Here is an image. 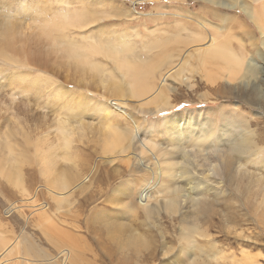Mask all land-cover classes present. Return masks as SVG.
Wrapping results in <instances>:
<instances>
[{"label":"rangeland","instance_id":"rangeland-1","mask_svg":"<svg viewBox=\"0 0 264 264\" xmlns=\"http://www.w3.org/2000/svg\"><path fill=\"white\" fill-rule=\"evenodd\" d=\"M21 1L0 0V20L4 18L2 15L6 13L5 11L11 15L8 20H14L15 17L12 16L16 15L17 23L20 24L19 29L28 35L20 44V47H25L23 49L26 50L35 44L39 22L54 20L60 14L66 13L65 15L70 16L82 13L89 15L92 18L90 20L95 22L83 29L70 28L66 30L67 33L64 30L63 34L76 40L77 44L83 47L88 46L91 37L110 42L123 39L132 48L128 57L134 54L139 63L149 59L151 61L154 57L159 58L172 51L177 63L179 55L187 50L192 51L194 45L202 43L195 40L197 43L191 42L192 36H199L205 40L214 38L217 44H227L231 49L241 51L256 65L255 69L244 68L237 76V80L228 83L226 75L219 69L221 66L217 63L207 62L200 64L203 65L200 67L190 58L184 73L189 78V82L182 83L177 80L178 83L174 79L171 80L176 88L174 92H170L171 106H168L166 111L145 117L139 106L145 101L137 104L135 100L130 99L127 101L129 106L120 102L113 103L110 102L112 97L105 93V96L103 95L104 90L101 86L97 88L96 84L80 82L77 76L73 74L68 76L63 70L54 79L48 76L52 75L50 71L44 72L29 65L11 64L0 58V139L4 140L6 137L5 143L0 140L2 145L0 150L4 151V154L7 152V155L8 151L10 152L6 157L9 161L3 160L4 165L2 161L0 165L4 166L3 171L9 168L7 166L9 162L22 168L20 171L27 192L24 194L19 192L11 182L6 181L5 172L0 174V236L8 244L4 248L5 251L0 252V261H2L0 264H18L23 261L17 255V251L25 244H29L28 247L41 253L36 264H71L69 257L62 256L65 252L59 253L61 249L67 248L64 246L67 242L65 237L71 235H74L75 239L72 247L74 264H168L167 260L178 253L175 251L178 250L176 240L181 229L180 214L168 216L161 211L145 221L141 211H135L133 204L139 202L142 189L147 185L156 184V180L151 183L152 178H149L142 167L138 168L134 165L136 162L133 158L126 159L132 156L129 150L118 152L116 156L105 155L102 147L105 146V142L111 140V136L106 134L109 129L106 128V124L111 125V129L114 128L119 133L131 131L132 123L119 113V108L125 109L138 121L144 122L143 127L141 125L140 136H145L154 143L168 148L171 142L168 141L165 122L170 117L181 121L187 118L195 121L208 120V124L216 134L213 141L221 145H217L218 148L221 147L220 149L226 147L227 143L235 138L233 136L234 138L231 137L229 141L223 139L221 143L218 140L221 126L228 122L226 117L234 122L229 123L236 128L239 127L237 134L243 133L240 128L242 121L253 122L258 118V123L248 129L253 133L261 132L264 127V47L262 45L264 34H261L248 18L245 9L259 11L264 0H42V2L24 0L23 3ZM25 6L30 10L26 14L22 12ZM40 9L44 10L42 14L34 13ZM31 18L36 19V22ZM93 59L105 66V72L111 71L115 79H120V74L111 59L103 55H97ZM167 67L168 65L165 68ZM206 72L213 78L209 79ZM35 79H38L36 83H34ZM103 104L109 106L110 112L104 113L101 110ZM18 107L25 108L26 114L17 111ZM106 114L109 115L104 118ZM72 116L80 118L87 129L82 134L85 139L79 137L82 139L79 141L74 136L77 142H72L67 150L61 146V136L56 130L55 120L58 117L64 120V117ZM43 123L49 128L46 129ZM103 139L105 142L102 141ZM6 144H10L9 148H2ZM49 144L56 146V150L50 148L53 149H51L53 151L51 157L56 163L58 162L55 164L57 170L58 168L68 170L72 167L71 174L77 170L80 173L82 171L83 178L78 182H82L83 186L86 184L87 191L69 197L71 204L69 207H66V204L59 209L45 191V177L41 176L44 166L40 165L42 162L39 159ZM119 147L118 145L117 148ZM205 150L211 156L206 152L205 168L211 169L210 165L216 164L215 154L210 148ZM136 152L140 154L139 150ZM141 155V160L145 163L152 161V154L142 152ZM173 155H177V152ZM175 159L178 160L177 157ZM178 162L175 166L177 171L180 170L178 167H181ZM195 168L192 164L185 166L186 171L189 169L186 175L202 182L199 188L207 189L204 194L208 198V205L202 207L206 212L204 216H209L210 210L219 212L221 216L224 215L222 219L213 218L209 225H202L203 228L207 226L210 235L207 239L193 237L195 242L192 245L200 246L201 254L194 249L192 253L199 257L205 255L206 258L211 254L214 256L211 259L208 257L209 261L207 259L198 264H264V183L263 188L258 189L255 184L253 186L249 184L250 179H247L249 176L245 177L248 173L256 174L255 177L261 180L264 177V168L256 171L250 163H245L240 166L243 174L241 172L238 175L239 173L235 172V175L227 178L221 176L222 179L210 170L206 178V175L202 176L199 173V167ZM67 170L66 172H69ZM212 175H216L217 178ZM248 186L251 187L249 190H247ZM64 196L66 195L60 197ZM41 205L42 207L39 208ZM226 217L230 221H225ZM122 225L126 232L122 230ZM135 228L137 230H134ZM129 232L144 233L149 242L146 248L139 249L141 254L137 260L128 254H133L130 251V244L124 243L125 234ZM59 240L63 243L58 246L56 241ZM167 248L170 250L165 256L162 252ZM25 262L24 260L22 264ZM179 262L178 264H185L182 256L179 257Z\"/></svg>","mask_w":264,"mask_h":264},{"label":"bare ground","instance_id":"bare-ground-1","mask_svg":"<svg viewBox=\"0 0 264 264\" xmlns=\"http://www.w3.org/2000/svg\"><path fill=\"white\" fill-rule=\"evenodd\" d=\"M22 1L24 2V0ZM215 2L219 3L218 1H215ZM27 7L28 6H25L22 10V12L25 14L29 10V8L27 9ZM37 8L39 9L40 7H37ZM42 11L44 10L40 9L38 10V12H34V13L42 14L43 13ZM2 12H4V10ZM5 12L7 14L3 13L4 16L1 14L2 17L4 18L0 20V58H3L4 60L10 62L11 64L13 63V64L29 65V66H33L36 68H40L44 72L50 71L52 75H48V76L54 79L57 77V75H60V73H62L61 71L63 70L66 72L68 76H70V74H73L75 77L77 76L78 81L80 82L86 81V83H89V84L90 83L96 84L97 88L101 86V88L104 90L103 95L105 93L109 97H112V99H110L111 100L110 102H113V103L120 102L121 104L126 106L128 105L127 101H129L130 99L131 101L135 100L134 102H136L137 104L141 101L142 102L145 101L144 103L139 105L142 110L141 112L144 114L145 117L148 115H156V113L166 111L168 109V106H171L170 105V102H171L170 92H174L176 90L173 83H171V80L174 79L176 80V82H178L177 80H180L182 83H186L189 80V78L185 76L184 73L187 70L186 68L187 63L190 58L193 59L197 63V66H200V67L203 66L200 64H205L207 62H213V64L217 63L218 66L220 65L222 67V68L219 67V69L224 72V75H226V81L228 83H233L235 80H237L238 78L237 76L242 70H244V68L250 69L254 67L255 69V66H256L255 64L252 63L253 61L251 62L241 51H235L231 49L229 46H227V44H217L214 38L205 40L203 37H199V36H195V37L192 36L191 42L193 41L194 43H197L195 41H199V42L202 41V43L200 44L198 43V45L196 46L194 45L193 46L194 49L192 51L187 50L183 54L181 51L182 57L180 55L178 56L179 58L177 60V63H175V60H174L175 56L173 55V51L171 53L169 52V54H164L162 57L160 56L159 58L154 57L153 59H151V61L149 59V61L145 60L146 62L144 61L142 63H139L136 61L134 54L128 57V53L132 52V48H130V46H128L123 39H117L115 40L116 42H110V41H101L100 39L97 40L94 37L93 38L91 37V41L88 44V46L83 47V46L78 45L76 40L70 37H67L66 34H63L64 30L68 31L70 28L83 29L84 27H87L95 22L94 20H90L92 18H90L89 15L82 14V13H81L82 15L79 13L80 15L76 14V15H70V16L69 14L65 15L66 13L63 15L60 14L59 17L55 18L54 20L46 21V22H39V24H37L38 25V29H37L38 37L35 38V44L33 46L32 45L29 46L30 48L28 47L26 50V49H23L25 47H20V44L23 43L24 38H26L28 35L24 34L23 31L19 29L20 24L17 23L16 15L14 14V16H12V17H15L14 20H10V19L8 20V18L11 15L7 11ZM245 12L248 18L258 28L260 33L264 34V4L261 6L259 11H256V10L249 11L245 9ZM31 19L34 20V18H31ZM34 21L36 22V19ZM67 31L65 33H67ZM186 43L188 42H185V44ZM262 45L264 47V39H263ZM97 55H103L106 58H109L113 61L115 65V69L119 72L118 74H120V79L118 78L119 80L113 77V73L111 71L105 72V66H102L101 63L94 61L93 58ZM180 57H181V60H180ZM167 65L168 67L165 68ZM189 66L191 67L192 65H189ZM12 76L14 77V75ZM207 77L209 79L213 78V77H210L209 73L207 74ZM37 80L38 79H35L34 83H36ZM101 107H102L101 110H103L104 113H106L107 111L110 112V108L108 105L103 104V106ZM24 109L25 108L23 107H18L17 111L22 112L23 114H26V112H24L25 111ZM136 109H138V107ZM119 113L132 123L133 128L132 130L130 129L132 132L126 130L125 133H119L114 128H112L114 130L112 132V129H111L112 126L109 124H106V128H109L107 129L108 132L106 134H109L111 136V140L108 142H105L104 141L105 139L102 140L105 142V146L104 144H101L102 146H104L102 148L104 150L105 155L110 154V155L116 156L118 152L129 150L132 156H129L128 158L126 157V159L129 160L130 157L133 158L136 162V164L134 165H136V167L138 168L142 167L143 171H146V174L149 175V178H152L151 183H153V181L156 180L155 181L156 184H153L151 186L147 185L144 189H142V192L139 194L140 200L137 204H133V208H135V211L137 210L141 211L139 212L143 214V217L145 216V221L147 219L155 217L156 215H158V213H161V211H163V213L165 212V214L167 213L168 216L172 214L174 215L178 213L180 214L179 215L180 216L179 218L180 226L179 227L181 229L177 235V240H176V243L178 244V250L175 251V253L176 252L178 253L174 257L173 256L171 258L169 257L170 259L167 260V263L168 264H178L180 263L179 257L181 256L183 257L185 264H198L201 262H205L208 259V257H210L211 259L212 257H214L212 254L208 256L206 255L207 256L206 258L205 255L203 257H199V256H196L194 253H192V250L194 249V251H198V253L201 254L200 252L201 247L198 245H196V247L192 245L195 242L193 237L198 236L202 239H207L210 236L206 228L207 226L203 228L202 225H206V224L209 225L211 223V220H213V218L219 217L220 219H222L224 215L221 216L219 212H216L215 210H210V215L207 217L204 216L206 212L202 210V207H204L205 205H208L207 203L208 198L204 194V191L207 189L199 188L202 182H199L193 176L186 175V173L189 172V169L188 171H186L185 166L186 164H192L196 168L199 167L200 168L199 173L202 174V176L206 175L205 176L206 178L208 177V172L210 171H213V173L215 172V174L218 175L220 178L221 176H224L226 178L233 176L235 175V172L239 173L238 175H240V173L242 172L240 170V166L245 163H250L253 166V170L259 171L261 168H264V155H263L264 127L261 130V132L253 133L248 128L251 125L258 123V118L254 119L253 122H251L252 120L248 122L244 120L242 121V125L240 127L241 132L243 133L237 134L236 131H237V128L239 127L236 128L233 124L229 123L231 121L232 123L234 122L229 117H226L228 122L223 123V125L221 126L220 135L218 136V140L221 143L223 139L224 141H229L231 137L234 136L235 138L233 137L234 139L229 143L226 142L227 145L226 147H222L223 149L222 150L220 149L221 147L219 148L217 147L219 143L217 144L215 140L213 141V138L216 136V134H215L214 129L211 128L210 125L208 124V120L207 121L205 120L195 121V120H191L190 118H187L181 121L180 119L175 120L173 119V117H170L165 122L168 141L171 142L168 148V146L163 147V146H160L154 143L152 140L147 139L145 136H140L139 133H140V130L142 129L141 125L142 127L144 125L143 121H138L136 117L131 115L125 109L119 108ZM108 115L109 114H106V117L104 118H107ZM45 117H42V118H45ZM71 122L74 123V125H72ZM43 126H46V123H43ZM55 127H56L57 132L61 136V140H60L62 142L61 146L64 147V149L67 148L68 150L71 143L76 141V138L75 139L73 138L74 136H76L78 139L79 137L82 139H85V136L82 134L83 132L86 131L85 129H87V126L82 122L80 118H76L72 116L68 118L64 117V120H63L58 117L55 120ZM47 128L49 127L46 126V129ZM247 129H248V132L245 133ZM151 131L152 129L149 130V132ZM3 136H4V133H3ZM4 138L6 139V137ZM1 139L3 140V138ZM44 139H47V138H44ZM82 139H79V141ZM108 139L110 138H107V140ZM4 140L3 142L5 143ZM24 140H25V137H24ZM185 142H186V145L188 146L184 145ZM9 145L6 144V146L2 148L7 149L9 148ZM118 145L120 146L119 148H117ZM1 146L2 145H0V147ZM218 146H221V145H218ZM38 147L40 148V144ZM50 147L56 150V146H53V144H49L47 149L46 150L44 149L43 153L41 154V158H40L41 160L39 159V161L42 162V164L40 165L42 167L44 166L42 169L43 175L41 176L45 177V191L47 195L52 197L55 203L59 206L58 207L59 209L61 206L63 207V205H66V204H67L66 207L67 206L69 207L71 206V204L69 203V197L71 196L73 197L75 194H82L87 191L86 184L83 186L82 182H81L82 184L78 182L83 178L82 171L80 173V171L78 172V170L76 169L77 171L71 174L70 170L73 169L71 165H68L71 167V169L61 170L58 168L57 170L55 168L56 167L55 164H57L58 162L56 163L53 157H51V154H53L52 153L53 149ZM206 148H210V151H213L215 154L214 159H215L216 164H211L212 160L210 161L211 165L208 163L211 166V169L210 167L208 169L205 168L206 167L205 163H207L206 162L207 156L205 157V154L206 152H208L205 150ZM61 150L63 153L62 148ZM138 150L140 154L136 152ZM1 151L2 150H0V152ZM3 152L4 151H2V155L4 157L0 154L1 155L0 162L1 161L3 162V160L5 162L9 161L8 158L6 157L10 155L9 154L10 152L8 151V155H7V152H5V154ZM142 152L152 154L153 155L151 156L152 161H148L147 163L142 161L141 160ZM176 152H177V155L174 156L173 154ZM66 155L68 156V151ZM61 157L63 158V156ZM175 157H177L178 160H176ZM63 159H66V157H64ZM177 161H179L178 164L181 165V167L177 166L178 169L180 168L179 171H177L175 167ZM5 162H3V165ZM8 164L7 166H9V168L7 167L5 171H3L4 166H2V164L0 165V171L2 172L0 174H3L5 172L4 177L7 179V180L5 179L6 181H8L9 183L11 182V184H13L14 187L18 188L19 192L23 194L27 193L23 185V180H22V175H21L22 171H20L22 168L16 167V165H14L15 163L13 164L12 162H9ZM74 164L76 165V163ZM7 170L9 173L7 172ZM66 170L69 172H66ZM74 170H75V167H74ZM198 175L199 174H197V176ZM255 175L248 173V175H246L245 177L249 176L247 178L248 180L250 179L249 184H251L252 186L255 184V186L258 189H260L264 183V181L263 182L261 181L262 179L264 180V177L260 180V178L255 177ZM73 185L75 186L73 187ZM250 188L251 187H249L247 190H249ZM66 192L68 194H66ZM27 195H30V194H27ZM63 195H66V196L60 197ZM41 207L42 205L39 206V208ZM37 208H36V211H37ZM39 208L38 210H40ZM228 220L229 219L226 217L225 221H228ZM126 226H130V225H126ZM123 228H124V225H122V230H124ZM127 229L130 231V228L127 227ZM134 230H137V228H135ZM125 235H126V239L124 243L126 245L130 244L129 245L131 247L130 251L133 253V254L131 253H128V254L132 255L133 258L137 260L138 256L141 254L139 249L146 248L148 246L149 244L148 239L145 238L144 233L132 234L129 232V234L127 233ZM65 238H67V242L64 243V246H67V248H65V250L61 249L59 253L65 252L63 253L62 256L69 257L68 259L69 262L71 264H74L75 261L73 259L74 254L72 250L74 240H75L74 235H71L70 237H65ZM56 243L59 246L63 242L59 240V241H56ZM6 245H8L7 241L4 240L2 236H0V252L4 250ZM28 246L29 244H25L22 249L17 251V255L22 258L21 260L26 261L24 264H36L40 258L39 256L40 252L38 253V251ZM169 250L170 249L167 248L164 252H162L163 255L168 254ZM173 251L174 250H172V252ZM136 260H135V263H137ZM23 261L19 262L18 264H22ZM207 261H209V259ZM244 264H247V263H244Z\"/></svg>","mask_w":264,"mask_h":264}]
</instances>
